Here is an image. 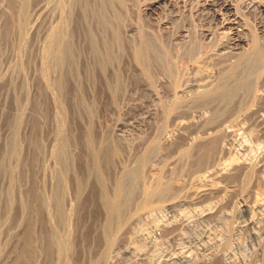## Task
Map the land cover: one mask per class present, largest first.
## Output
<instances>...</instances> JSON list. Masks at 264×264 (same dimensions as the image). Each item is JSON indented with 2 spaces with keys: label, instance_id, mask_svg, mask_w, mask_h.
Returning a JSON list of instances; mask_svg holds the SVG:
<instances>
[{
  "label": "bare ground",
  "instance_id": "1",
  "mask_svg": "<svg viewBox=\"0 0 264 264\" xmlns=\"http://www.w3.org/2000/svg\"><path fill=\"white\" fill-rule=\"evenodd\" d=\"M202 3L225 18L230 45L213 50L190 40L179 54L140 27L126 0H0V264H69L71 183L79 202L74 264H264V30L247 39L239 2ZM243 5L264 10L257 0ZM27 33L35 91L24 112L31 93L26 64L14 54ZM178 55L189 63L179 64ZM139 89L156 100L159 128L121 139L124 124L109 127L99 105L105 100L115 115L118 101H135ZM22 127L25 157L17 139ZM246 135L251 144L240 143ZM251 145L259 150L254 157L246 155ZM58 166L70 181L58 173L49 195L60 230L46 197L47 176ZM22 184L23 199L16 190ZM208 203L215 207L196 214L194 226H232L233 241L245 229L258 242L250 261L234 258L228 234L220 241L208 229L196 233L206 255L192 256V247L175 242L166 248L182 239L181 229L194 232L180 210ZM163 210L177 220L145 218Z\"/></svg>",
  "mask_w": 264,
  "mask_h": 264
},
{
  "label": "rangeland",
  "instance_id": "2",
  "mask_svg": "<svg viewBox=\"0 0 264 264\" xmlns=\"http://www.w3.org/2000/svg\"><path fill=\"white\" fill-rule=\"evenodd\" d=\"M126 1L130 5L131 17H133L134 20L137 19L136 22L139 23L140 27L142 29H145V28L149 29L150 31H153L156 34L160 35V37L162 39L163 38L165 39L164 41L168 42L171 46L173 45L172 47L174 49H176V50L178 49V51L175 50L177 53L180 50L182 51V48L185 45H189V41L190 40H193V42L196 41V43L198 42L203 47L209 48V49H213V50H216L219 46L224 45L226 43H227V45L228 44L230 45L229 42L231 41V38L233 37V34H232V31H231L230 27L223 26L222 22L223 21L225 22V18H223V17L220 18L219 17L220 18L219 19L218 16H216L214 14L213 10L211 11L209 9V7L207 9H206V7L204 8L202 0H173V1L172 0H164V1H161L162 3L160 2L161 4L159 3V5H157L156 7H151L150 6V3L153 0L152 1L151 0H126ZM129 1H130V3H129ZM168 1H170V2H168ZM233 1H235L236 3L239 2L238 3V5L240 6L239 9L241 8L240 13L242 11L241 16H242V18H245V21H246L247 25H246V29L244 30V35L247 37V39L251 40L252 39L251 38L252 35H255L256 37L260 36L259 29L260 30L261 29L264 30V10H262L259 6L256 7V5H253V7L251 5H243V2H245V0L244 1L243 0H233ZM257 1H258V3L262 2V4L264 5V0H257ZM131 2L133 3L132 6L134 5L133 8L131 6ZM221 23H222V25H221ZM59 26H61V24H59ZM130 33L132 34V32H130ZM30 35L31 34H28L29 38H27L25 36L28 40L25 37H24L25 39L21 38V40L19 42L20 43L22 42V45H20L19 42H18L17 45H20V48H18V50L16 49L15 50L16 53L14 54L16 60L19 61L21 64L23 63L22 64L23 68H24V64H26L25 68H24L26 70V71L24 70L25 73L23 71V68H22V71H23V73L25 75L27 74V76L25 78L27 81L25 80L26 81L25 84H26V88L27 87L30 88V89H28V88L27 89L29 90V92L31 94H29L28 102L26 100V102L23 104L24 112H25L26 108H28V107L30 108V106H31V98L33 97L31 95L32 94L34 95V92H32V91L33 90L35 91V84H33L35 82H34V79L32 77L33 70H32L31 65L28 64L29 66L27 67V61H26V60H28L27 57H29V50H28L29 48H27L29 45H28L27 42H29V39H31L32 35L31 36ZM260 38H261V36H260ZM261 39L264 40V36H262ZM23 40H25V41H23ZM135 41H136V43H138L137 42L138 38L137 39L135 38ZM23 43H26V44H23ZM9 48H10V46H9ZM179 54H181V53L179 52ZM178 56H180L177 59L179 64H181V65L184 64L183 66H185L186 65L185 63H189V61H188L189 59L188 58H187L188 59L187 60L186 57H183L182 55H178ZM181 57H183V58H181ZM8 68L6 69V72L7 73L10 72L12 74V71L14 72V68L15 67L14 66L11 67V68H13V70L11 68L10 69H8ZM6 72H5V74H7ZM10 73L8 75L4 74L6 76V78H7V80L10 78ZM5 76H3L4 78L2 77L3 78L2 81L6 80ZM32 86H33V90L31 89ZM159 90H161V91H159ZM163 90H164V88L162 86H159V89H158L159 93L160 92L163 93L164 92ZM134 94H135L134 96L136 98L135 101H129V102H123V103H122L121 100L118 101L120 104L117 103L116 105L118 106V104H119V106H118L119 112L117 114H115V115L114 114H110V112H111L110 107L106 105L107 103L105 102V100H103V102H101V105H99V113H100L101 119H103L104 123L107 122L106 124H108L109 127H112L114 125V127L116 128V124L118 122H119L118 124H121V122L124 124V126L121 129L120 133H122V131H123L126 134L122 133L123 136L121 137V139H123V137L125 139L126 138L135 139V138H138L140 136H145V135H147L148 133L151 132L152 128H155L157 126L156 123L158 124L157 116L154 115V113L156 112L155 110L158 107V104H155L156 100L151 99L152 98L151 93L150 92H144V91L139 89L138 92H136ZM56 99H57V97H56ZM29 101H30V103H29ZM29 104H30V106H29ZM25 105H26V108L24 107ZM29 108H28V110H29ZM28 110H26V111L28 112ZM66 111H64V115H63L64 123H65L63 126L68 128V124L70 123L69 121H71L70 120L71 119V117H70L71 116V114H70L71 112H70V109L68 107H67ZM65 113L66 114L68 113L70 116L68 114L66 115ZM68 117H70V118H68ZM65 119H66V121H65ZM1 122H2V124H4L3 120H1ZM24 122H25V120L22 121V126L23 125L25 126ZM65 127H64V130L66 129ZM157 128H159V127L157 126ZM117 131H119L118 127H117ZM20 133H21V135L20 136L18 135V137H17L19 142L21 140L22 141L24 140V127L21 128V130H20V132L18 134H20ZM22 135H23V137H22ZM167 136L170 137V139H171L172 135L170 136L169 134H167ZM240 138L241 139H239V141H240V143L242 142L243 144H245V143L249 144L250 141H251V139H249L250 136H248V135L241 136ZM22 141L20 142V144L25 149L20 146V151H21V149L22 150L24 149L23 150L24 153H23V151H21L20 153L23 154L22 157H25L24 154L27 153L26 151H27L28 144L26 142H24L25 140L23 141L24 143H22ZM252 147L253 148H251V150L248 152L249 154L248 153L246 154L249 157L256 156L258 151H259V150L255 149L254 145ZM20 157H21V155H20ZM55 160H56V158H55ZM122 162H123V164L128 163L127 160L126 161H122ZM127 165L125 164V166H127ZM58 168L59 169H56L54 171V173H56L55 175H53L54 173L52 172L53 174L51 173V176H50V174H49V176H47V179H49V183L47 181V183L49 184V186L47 185V191L48 190L49 191H48V193L46 191V193H47L46 197H48V199L51 201V204H50L51 207L50 208L52 210L51 209H49V210H50V212L52 211L51 213H53V215H52L53 218L55 217L54 216L55 210H54V206L52 204L53 195L52 196H49V195H51V193L54 192V189H55V177L58 175V173L62 174V171H63V174L64 175L66 174V173H64L65 171L62 170L63 168H61L60 172L58 171V170H60V166H58ZM52 176L54 177L53 179H52ZM65 176H67V174ZM67 178H68V176H67ZM68 182L70 183L69 178H68ZM51 183L53 184L52 185L53 186V191H52V186L50 188V184ZM72 184L73 183L69 184L68 188L66 190V193H68V195L66 194V199H68V197H70L69 201L71 202L70 203L71 204V208H70V211H69V214H68V220H67L68 221L67 226L69 225L68 226V230H69L68 234L70 233L69 236H67L68 237V243L70 242L69 243L68 258L70 256L71 259L69 258V260H70L69 264H70V262H71V264H74V262L72 261L73 259H72V255L71 254H72V252L74 250V244H75V243L73 244V242H75L76 231H77V223H78L77 222V209H78L77 207H78V204H79L78 200L77 199L75 200V198L73 197L74 188H73ZM17 188L18 189H16V190H22V191H19V193L23 194V195L20 196L23 199L24 198V194H25V191H24L25 186H23V184H22V186L17 187ZM49 188L51 189V191H50ZM50 197H51V199H50ZM206 205L207 204H205L204 207L203 206H200V207L198 206L199 208L195 207V208L188 209L189 208L188 207V208H186L187 210L185 208H183L182 211L180 210V213L183 212V213H181L180 216L183 217L184 220L186 219L185 221L188 223V225L194 226L196 224V222L194 221V219H196V216H197L196 214H200V213L206 211L207 209H213L215 207L213 203L212 204L208 203V205L207 206ZM163 211H160L159 213H155L154 212L155 214L154 213H150V215L147 214L148 216H145V218L148 217L149 220H151V217H152L151 221H153V222L155 221V222L159 223L161 221L163 222V221H165V220H167L169 218L174 217V216H172V213L170 211H168V210H163ZM17 213H18V211H16V209H15L14 212L12 213V217L17 216L18 215ZM14 214H17V215L14 216ZM153 214H154V216L156 215L155 216L156 219L153 218L154 217ZM244 217L246 218V216H244V215L242 216V214H241L238 217L239 219L237 218V220L241 223L242 221L245 220ZM53 218H52L53 225L57 224L55 227H57V229L59 228V230H60V227L58 226V222L55 220L56 218H54V220L56 222L53 220ZM174 218L176 219L177 216L174 217ZM23 219L24 218L21 219V222H23ZM147 219H145V221ZM149 220H147L146 222H148ZM190 221H192L193 223L191 222V224H190ZM197 225H198V223H197ZM210 225H212V224H209L208 226H205V227L203 225H201L202 227H204V228H202L200 226L201 229L197 228L199 226L195 227L196 226L195 225L194 229H193V231L195 233L194 232H190L189 233V231H187L185 229L184 230L181 229L180 233L182 231H184V232H182L183 234L181 233L182 239H179L178 241H174V240L172 241V240L169 239L170 240V241L168 240L169 242L166 241L169 244H167L165 242L166 243V248H167L168 245L172 244L171 246H173V245H175V243L176 244L178 243L176 246H178L179 249L183 248V247H185L186 249H188V247H192L191 252L194 250L192 252L193 255L191 254L192 256H196L197 255L199 257L201 255V253H202V255H204V253L206 255L208 253L207 244L204 241L200 240L201 237H199V236H202L203 229L204 230L208 229V231L210 233H216L217 235L219 234L218 239L220 237V239H219L220 241H222L221 239H223V237L226 234H228L227 237H228L229 241L227 240L228 243H227V241H226V243H227V246H229V248L231 249V253L233 254L234 258L237 259V260L245 259L247 262L250 261L251 256H253L255 251H256L258 242L256 240H254L253 238H251L250 236H248L246 234L245 229H242L245 233L242 231L241 235L238 236V238H236V239H238V241L237 240L233 241L232 240L233 239V233H231V231H233V228H231L232 226L230 227V226L227 225V226H219V227L216 226L215 227L214 225H212V226H210ZM195 228H197V229L195 230ZM229 232L232 234V236H231V234ZM196 233L200 234V235L198 236V235H196ZM153 234H150V236L152 235L151 238L153 237ZM154 236H157V235H154ZM195 236H196L197 239L195 238ZM229 236H231V238ZM154 238L155 237H153V239ZM193 238L196 239V240H194ZM198 238H200V239H198ZM156 239L159 240L158 237H156ZM198 240H200V241L197 242ZM201 241H202V243H200ZM209 242L210 241H208L207 243H209ZM229 242H231V244ZM181 243H182V245H181ZM164 244H162V245H164ZM194 244H195V246H194ZM238 244H242V245L239 246ZM162 245H161V247H162ZM196 246H198V247H196ZM203 246H206V248L203 247ZM162 248L165 249V245ZM185 248H183V249H185ZM206 251H207V253H206Z\"/></svg>",
  "mask_w": 264,
  "mask_h": 264
}]
</instances>
